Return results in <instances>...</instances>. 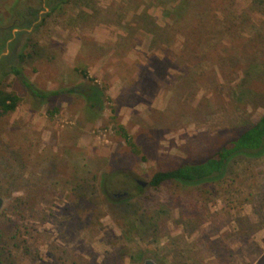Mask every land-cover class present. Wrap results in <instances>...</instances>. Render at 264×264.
<instances>
[{
	"label": "rangeland",
	"instance_id": "rangeland-1",
	"mask_svg": "<svg viewBox=\"0 0 264 264\" xmlns=\"http://www.w3.org/2000/svg\"><path fill=\"white\" fill-rule=\"evenodd\" d=\"M41 1L0 0V82L20 97L0 119V264H264V155L217 183L147 186L120 205L101 194L103 177L132 191L262 117L264 0H186L182 16V0ZM20 55L55 95L5 76Z\"/></svg>",
	"mask_w": 264,
	"mask_h": 264
},
{
	"label": "trees",
	"instance_id": "trees-1",
	"mask_svg": "<svg viewBox=\"0 0 264 264\" xmlns=\"http://www.w3.org/2000/svg\"><path fill=\"white\" fill-rule=\"evenodd\" d=\"M67 1L68 0H47V3L48 5H50L51 3H55L54 7L51 9V12H54L53 10L61 8L62 5L66 4ZM185 4L186 0H182L180 2V12H178L180 16L183 15ZM177 40L178 39L176 38L174 44H177ZM23 61L24 57L20 55V62L18 64H12L9 67L8 74L5 76L13 75L19 81V83L29 91L31 96L38 98V100L41 99L42 101L44 99H48L50 96L55 95L54 92L40 93L35 89L33 84H31L29 79L23 74V69L20 66L21 62ZM218 63H220V61H218ZM193 67L194 66L191 65V63L187 64V66L185 67V76L191 77ZM80 74L83 79H88L84 71H81ZM69 92L72 91L69 90ZM103 96L104 92L102 89H99L98 92L96 89L91 87L90 91L85 96V101L87 102L86 104L88 105L89 109H96L97 107H99L101 104V97ZM19 103L20 97L14 91L7 90V88L3 87L0 82V119L12 114L17 109ZM119 131L122 132V138L124 139L126 145L131 149V151L134 153H138V150L135 144L132 142L131 137L124 131V128L122 126H120ZM263 155L264 114L254 125L249 126L243 132L236 135V137L228 140L210 157L196 164H184L172 170L155 172L147 182L146 187L148 186L149 188L157 190L166 183H179L192 186H197L204 183H217L223 177L229 163L234 159L239 157L256 159L262 157ZM118 176L119 173L114 172L110 177H103L102 179L101 194L107 202L117 205L124 203L127 204L130 201V198L133 197V195L145 193L144 188L137 184V179L135 178L132 183V191L122 190L115 193L116 191L112 189L114 188L112 182ZM123 177L127 178V176ZM78 187L80 186L78 185ZM114 194H126V196L116 199L113 197ZM128 207H131L130 203L128 204ZM135 213H138V210ZM143 213L144 212H142L141 216H139L138 218L136 217L134 220L135 222H139L141 226H145V223L143 222L144 219L142 218L144 215ZM131 216L132 215L127 216L126 219L130 220L131 218H133ZM152 260L154 261V259Z\"/></svg>",
	"mask_w": 264,
	"mask_h": 264
},
{
	"label": "water",
	"instance_id": "water-1",
	"mask_svg": "<svg viewBox=\"0 0 264 264\" xmlns=\"http://www.w3.org/2000/svg\"><path fill=\"white\" fill-rule=\"evenodd\" d=\"M137 184L139 186H141L142 188H145L146 185H147L146 182H143V181H140V180H137ZM125 196H126V194H114L113 195V197L116 198V199L121 198V197H125ZM3 205H4V200H3L2 197H0V212H1L2 208H3ZM143 264H156V263L152 259H146Z\"/></svg>",
	"mask_w": 264,
	"mask_h": 264
},
{
	"label": "flooded vegetation",
	"instance_id": "flooded-vegetation-1",
	"mask_svg": "<svg viewBox=\"0 0 264 264\" xmlns=\"http://www.w3.org/2000/svg\"><path fill=\"white\" fill-rule=\"evenodd\" d=\"M41 2L45 3V2H46V0H42ZM49 6H50V5H49Z\"/></svg>",
	"mask_w": 264,
	"mask_h": 264
}]
</instances>
